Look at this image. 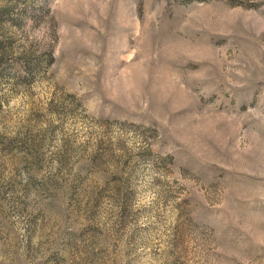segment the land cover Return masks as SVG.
Returning a JSON list of instances; mask_svg holds the SVG:
<instances>
[{
  "label": "rangeland",
  "instance_id": "obj_1",
  "mask_svg": "<svg viewBox=\"0 0 264 264\" xmlns=\"http://www.w3.org/2000/svg\"><path fill=\"white\" fill-rule=\"evenodd\" d=\"M0 264H264V0H0Z\"/></svg>",
  "mask_w": 264,
  "mask_h": 264
}]
</instances>
